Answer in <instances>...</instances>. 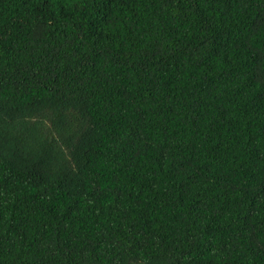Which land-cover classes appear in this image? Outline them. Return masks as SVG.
<instances>
[{"label": "trees", "instance_id": "16d2710c", "mask_svg": "<svg viewBox=\"0 0 264 264\" xmlns=\"http://www.w3.org/2000/svg\"><path fill=\"white\" fill-rule=\"evenodd\" d=\"M0 264H264V0H0Z\"/></svg>", "mask_w": 264, "mask_h": 264}]
</instances>
